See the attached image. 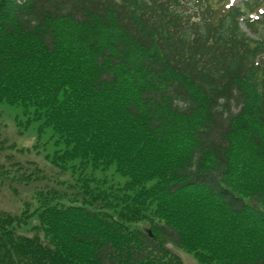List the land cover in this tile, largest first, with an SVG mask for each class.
Here are the masks:
<instances>
[{
  "label": "trees",
  "instance_id": "obj_1",
  "mask_svg": "<svg viewBox=\"0 0 264 264\" xmlns=\"http://www.w3.org/2000/svg\"><path fill=\"white\" fill-rule=\"evenodd\" d=\"M215 1L0 0V104L71 177L0 211V264H264V15Z\"/></svg>",
  "mask_w": 264,
  "mask_h": 264
},
{
  "label": "rangeland",
  "instance_id": "obj_2",
  "mask_svg": "<svg viewBox=\"0 0 264 264\" xmlns=\"http://www.w3.org/2000/svg\"><path fill=\"white\" fill-rule=\"evenodd\" d=\"M27 117L18 106H8L0 104V133L7 148L0 153V164L6 165L12 173L18 169L17 164H22L25 170L33 171L35 167L42 170V176L47 180L37 183L31 187L12 185V188H5L0 194V211L11 214H20L25 204L35 202V188L56 187V180L68 181L70 175H64L54 169L46 160L47 154H53L55 148L53 142H49V135L44 134L39 138L37 132L38 124L33 123L30 127H25ZM22 124V126H20ZM32 162L35 165H30ZM23 170L22 172H24ZM99 174V178L102 177ZM111 176V175H110ZM35 204V203H34ZM25 234L32 236L34 233L28 231ZM176 256L180 257L184 264H200L193 254H189L180 249H174Z\"/></svg>",
  "mask_w": 264,
  "mask_h": 264
}]
</instances>
